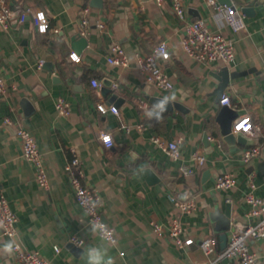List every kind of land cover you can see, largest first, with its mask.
Masks as SVG:
<instances>
[{
  "label": "crops",
  "instance_id": "obj_1",
  "mask_svg": "<svg viewBox=\"0 0 264 264\" xmlns=\"http://www.w3.org/2000/svg\"><path fill=\"white\" fill-rule=\"evenodd\" d=\"M6 1L15 15L7 27L0 24V75L16 89L0 97V189L16 214L15 239L25 249L38 250L48 264H86L85 248L100 245L108 248L115 264H204L214 257L203 254L200 240L215 236L221 250L219 234L225 232L228 243L238 223L251 221L245 215V195L252 191L264 198V2L253 13H244L245 28L233 33L207 0H181L188 19L204 18L211 29L235 39V61L227 67L197 62L183 52V22L169 0L162 5L154 0H102L101 7L92 5V0ZM246 1L232 2L240 9ZM85 5L90 6L89 24L82 35L79 17ZM24 8L43 10L50 19L48 31L37 32L29 17L19 23L17 16ZM97 22L104 28L99 29ZM76 34L75 41L86 38V46H73ZM159 41L166 42L171 52L164 62L173 81L171 90L146 84L133 62L120 67L106 60L113 42L133 57L136 52H149ZM71 52L80 57L78 62L69 57ZM40 58L44 64L38 69ZM224 67L233 73L222 93L230 98L228 106L237 115L249 112L259 126L258 134H244L248 145L228 144L216 122L221 106L217 87ZM92 79L100 84L92 85ZM104 81L111 85L104 86ZM172 92L182 110L162 112L163 119L157 121L159 109H154L148 118L145 113L154 105L152 98ZM111 93L118 98L112 101ZM59 97L70 104L68 116L55 109ZM98 102L115 105L118 115L99 112ZM6 117L14 124L4 123ZM17 125L35 137L49 177L48 190L37 184L33 165L22 156ZM103 131L111 133V147L100 140ZM154 135L165 140L183 136L181 158L171 159L151 140ZM209 137L220 140L221 147ZM252 145L260 146L259 155L242 160L241 151ZM71 148L80 158L84 184L96 189L103 200V220L114 226L115 243L90 231L86 215L74 200L64 169ZM193 153L203 154L205 161L184 176L179 165L188 163ZM148 169L157 179L148 180ZM224 172L233 173L236 183L218 189L215 178ZM169 193H191L196 209L180 214ZM176 216L184 225V237L193 239L184 247L158 235L151 225L154 220L168 226ZM71 234L80 236L83 243H72ZM10 241L0 229V264H20L13 253L2 251ZM249 247L255 264H264V237L250 240Z\"/></svg>",
  "mask_w": 264,
  "mask_h": 264
},
{
  "label": "built area",
  "instance_id": "obj_2",
  "mask_svg": "<svg viewBox=\"0 0 264 264\" xmlns=\"http://www.w3.org/2000/svg\"><path fill=\"white\" fill-rule=\"evenodd\" d=\"M158 5H162L165 0H154ZM170 8L174 14L183 22L184 34L181 38V48L183 52L191 59L209 64L213 62L222 63L225 66H230L235 61V39L223 34L221 31L211 29L204 18L188 19L185 16V10L181 0H169ZM209 5H213L217 13L224 18L226 25L233 33L245 28V14L234 3L231 5L220 4L217 0H207ZM90 6L85 5L80 12L79 17V31L82 35L87 34L89 24ZM15 11L13 7L6 1L0 0V24L7 27L14 18ZM30 18L37 32L45 33L49 29L50 19L43 10H32L31 8L21 9L17 16V21L23 23L27 18ZM96 26L99 29L104 28L102 22H97ZM167 53L168 58L164 59L159 55L160 50ZM171 52L168 45L164 41H159L147 53L136 52L133 57H129L124 47L113 42L108 46L106 60L108 63L128 67L131 62L134 63L137 70L143 74L146 84L151 85L161 91H168L173 88V81L164 68V62L170 58ZM69 57L73 61H79L80 57L71 52ZM75 57V58H74ZM44 64V59L40 58L37 61V68L41 69ZM92 85L97 86L100 83L95 79L91 80ZM118 83H113V88H117ZM14 85H9L3 76L0 75V97L8 96L11 90H15ZM227 100V103H223ZM220 104L230 105V98L227 94H222ZM99 112L114 113L118 115V108L112 104L105 102H98L96 105ZM55 109L59 115L68 116L70 113L69 102L59 97L55 101ZM247 121V123H244ZM6 124H14V122L6 117L4 119ZM241 125H243L241 127ZM250 125V127H249ZM128 130L127 126L122 125ZM143 124H139L140 129H144ZM241 131L244 134L254 132L258 134L259 126L254 124L251 114L243 112L238 114L232 121L231 132L235 133ZM15 134L20 142L22 149V156L29 161L34 167L35 180L37 184L45 189H49V177L46 166L43 161V154L40 151L35 137L27 128L17 125L15 127ZM103 136H109V143H105ZM100 140L107 147L113 145V138L110 132L103 131L99 134ZM215 140L217 146L221 147V141L214 137H209ZM151 140L160 147L171 159L179 160L181 158V145L183 143V136H176L174 139L165 140L159 136H151ZM71 156L67 160L64 169L70 178V184L73 191V197L77 205L87 217L90 226L96 222L103 223L111 230V240L105 241L114 243L117 241V236L114 226L105 222L102 216L103 200L96 189L84 184V171L81 166L80 158L74 148L70 150ZM260 146L252 145L241 151V158L244 161H249L253 157L259 155ZM205 156L200 153H193L189 162H182L179 165V172L184 175H190L194 171L195 166H200L204 163ZM236 178L231 172H224L218 174L215 178V187L218 189H228L234 186ZM253 187V184H251ZM168 199L177 208L180 214L190 213L196 209V198L191 193H184L183 195L169 193ZM244 200L247 204L246 217L251 221L240 222L231 231L228 243L222 250H218V240L215 236H206L200 240V249L206 256L215 254L210 257L204 264H219L223 258H228L234 264H255L256 257L249 247V241L264 237V198L255 195L252 191L248 192ZM16 214L11 209L5 195L0 189V229L2 234L8 236L12 241H16L19 245L14 249L13 254L20 264H48L47 260L40 254L38 250H28L21 246L15 239L17 234L16 229ZM153 231L158 235H166L178 247H184L190 244L193 239L191 237H184V225L179 216L172 218L168 226H164L151 221ZM69 240L72 243L81 245L83 239L77 234H71ZM56 252L59 251L58 246H54Z\"/></svg>",
  "mask_w": 264,
  "mask_h": 264
},
{
  "label": "water",
  "instance_id": "obj_3",
  "mask_svg": "<svg viewBox=\"0 0 264 264\" xmlns=\"http://www.w3.org/2000/svg\"><path fill=\"white\" fill-rule=\"evenodd\" d=\"M233 0H217L218 3L220 4H226V5H231L233 2ZM264 2V0H247L245 2V4L240 6V10L244 13H247V15H249V13H253L254 12V7L256 5H258L259 3ZM92 5L94 6H98L101 7L102 5V0H92L91 2ZM74 39V44L73 46L77 49L79 47H84L87 44V39L83 38L81 40H79L78 42L75 41V39H77V34L76 36L73 37ZM231 77H233V73H231L229 71V69L227 67L222 68V70L220 71V76H219V84L217 87V95L219 98H221L222 93L224 91V89L227 87V85L229 84V81L231 79ZM104 86H110L111 82L110 81H104L103 82ZM106 91L109 92V89H107ZM111 100L114 101L117 97L116 93H111L110 95ZM163 97H154L152 98V101L155 104L159 103L160 100ZM23 102H26V99L23 100ZM180 109L182 110L183 106L181 103L176 102V101H170L165 105V111L163 112H170L173 109ZM237 116V111L231 107H229L228 105H222L220 106L217 115H216V122L219 125L220 128V133L223 137V139L230 145L232 144H241V145H248V140H246L244 133H242L241 131H237L235 133L231 132V126H232V121L235 119V117ZM207 138V133L203 134V140H205ZM147 176H148V180L149 181H153L156 178L155 174L148 169L147 170ZM226 215L229 217L230 216V211H229V204L226 205ZM219 239H220V247L221 250L224 249L227 245V234L225 232H223L222 234H219ZM222 264H234L233 262H231L228 258H223L221 260Z\"/></svg>",
  "mask_w": 264,
  "mask_h": 264
},
{
  "label": "clouds",
  "instance_id": "obj_4",
  "mask_svg": "<svg viewBox=\"0 0 264 264\" xmlns=\"http://www.w3.org/2000/svg\"><path fill=\"white\" fill-rule=\"evenodd\" d=\"M159 55H162L164 59H167V53L164 52L162 49L160 50ZM75 58V57H74ZM176 100V94L174 92L170 93L169 95L164 96L159 103L152 105V107L145 113L148 118H151L153 115L154 109H159V112L156 113V120L160 121L163 117L160 115L163 111H165V105L170 101ZM223 103H227V100H224ZM250 127V125H249ZM102 139L105 143H109L110 137L103 136ZM90 231L98 235L102 240L109 239L111 240V230L107 228L106 225L100 222H96L92 224ZM114 243V241H112ZM19 245L16 241H10L3 245L2 251L6 254H12L14 249L18 248ZM82 258L85 260L86 264H115L113 258L109 255V250L106 246H88L85 248L84 252L82 253Z\"/></svg>",
  "mask_w": 264,
  "mask_h": 264
},
{
  "label": "snow or ice",
  "instance_id": "obj_5",
  "mask_svg": "<svg viewBox=\"0 0 264 264\" xmlns=\"http://www.w3.org/2000/svg\"><path fill=\"white\" fill-rule=\"evenodd\" d=\"M244 123H247V121H245ZM243 125H241V127H242Z\"/></svg>",
  "mask_w": 264,
  "mask_h": 264
}]
</instances>
